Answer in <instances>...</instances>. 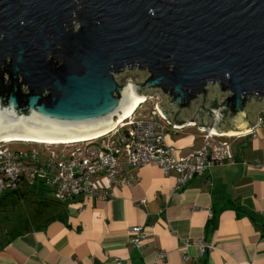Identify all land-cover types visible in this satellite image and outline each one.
Instances as JSON below:
<instances>
[{
  "label": "water",
  "instance_id": "95a60500",
  "mask_svg": "<svg viewBox=\"0 0 264 264\" xmlns=\"http://www.w3.org/2000/svg\"><path fill=\"white\" fill-rule=\"evenodd\" d=\"M152 91L176 126L255 125L264 0H0V139L90 138Z\"/></svg>",
  "mask_w": 264,
  "mask_h": 264
},
{
  "label": "crops",
  "instance_id": "0c3cea01",
  "mask_svg": "<svg viewBox=\"0 0 264 264\" xmlns=\"http://www.w3.org/2000/svg\"><path fill=\"white\" fill-rule=\"evenodd\" d=\"M256 117L232 136L204 139L196 120L167 131L177 154L205 145L218 160L182 188L149 164L122 165L128 184L93 176L107 187L90 198L58 201L42 183L0 193V264H264V112ZM131 226L142 228L139 247Z\"/></svg>",
  "mask_w": 264,
  "mask_h": 264
},
{
  "label": "built area",
  "instance_id": "2783aa9c",
  "mask_svg": "<svg viewBox=\"0 0 264 264\" xmlns=\"http://www.w3.org/2000/svg\"><path fill=\"white\" fill-rule=\"evenodd\" d=\"M154 99V105L145 118L133 120L132 113L131 117L109 131L111 137L107 143L95 138L76 141L85 142L86 145L67 153L61 151L55 154L48 150V156L42 159L36 147L12 149L3 145L10 141H0V193L18 191L22 184L31 187L42 183L53 188L52 193L58 201H67L74 196L90 198L97 195L101 185L107 187L97 180L92 181L93 176H102L105 182L116 186L128 184L130 175L122 170V165L134 168L149 164L163 173L173 170L176 173L175 188L184 187L218 160L210 156L205 145L183 155L177 154V148L165 141L166 132L175 133L184 126H194L195 122L176 126L163 115V109L159 106L160 96ZM209 130L206 127L199 129L204 139L218 136ZM219 145L228 146L225 142H219ZM128 232L131 236L129 242L139 247L144 237L142 228L131 226ZM197 243L199 249L203 250L202 241L198 240ZM181 257L186 259L187 256L181 253Z\"/></svg>",
  "mask_w": 264,
  "mask_h": 264
},
{
  "label": "rangeland",
  "instance_id": "374dc122",
  "mask_svg": "<svg viewBox=\"0 0 264 264\" xmlns=\"http://www.w3.org/2000/svg\"><path fill=\"white\" fill-rule=\"evenodd\" d=\"M127 74H129V73H125L124 75H127ZM133 79L136 80L137 76L133 75ZM157 95L159 96L158 92L152 91L151 96H145V100H143L137 106V108L132 112L133 113L132 119L136 120V119H140V118H145L146 113H148L150 111V109L153 107L154 101H155L154 97ZM100 136L95 138V140L100 139L99 140L100 142H102V143L106 142L107 143L109 141V138L111 137V132L102 134ZM3 145L7 146L9 148H12V149L36 147L40 151L41 158L45 159L48 156V150L55 153V154H58L61 151L67 153L71 150H77V149L84 148L86 143L85 142H73V143H67V144L47 145V144H36V143H31V142L10 141V142H4ZM10 208H8V209L10 210Z\"/></svg>",
  "mask_w": 264,
  "mask_h": 264
},
{
  "label": "bare ground",
  "instance_id": "6f19581e",
  "mask_svg": "<svg viewBox=\"0 0 264 264\" xmlns=\"http://www.w3.org/2000/svg\"><path fill=\"white\" fill-rule=\"evenodd\" d=\"M145 100V96L143 97H139V98H133L132 102L130 104L129 110L126 111L114 124L113 127H111L110 129L106 130L105 132L98 134L96 136L90 137V138H85V139H79V140H71V141H44V140H28V139H13V138H5V139H0V141H22V142H36V143H43V144H56V143H70V142H76V141H82V140H89L92 138H96L102 134H105L107 132H109L110 130H112L118 123H121L123 120L129 118L132 114V112L137 108V106L143 101ZM214 134H220V135H224V136H232V135H236V133H241V131L239 132H231V133H215ZM101 137V136H100Z\"/></svg>",
  "mask_w": 264,
  "mask_h": 264
},
{
  "label": "trees",
  "instance_id": "16d2710c",
  "mask_svg": "<svg viewBox=\"0 0 264 264\" xmlns=\"http://www.w3.org/2000/svg\"><path fill=\"white\" fill-rule=\"evenodd\" d=\"M32 187H34V186H32ZM17 192V191H16ZM19 192V191H18ZM10 193H14V192H2L1 194H10Z\"/></svg>",
  "mask_w": 264,
  "mask_h": 264
}]
</instances>
